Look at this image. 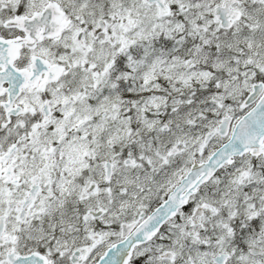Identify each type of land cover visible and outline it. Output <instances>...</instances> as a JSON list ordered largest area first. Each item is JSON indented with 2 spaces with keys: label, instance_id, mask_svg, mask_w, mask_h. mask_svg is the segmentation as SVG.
<instances>
[{
  "label": "snow or ice",
  "instance_id": "1",
  "mask_svg": "<svg viewBox=\"0 0 264 264\" xmlns=\"http://www.w3.org/2000/svg\"><path fill=\"white\" fill-rule=\"evenodd\" d=\"M0 264H264V0H0Z\"/></svg>",
  "mask_w": 264,
  "mask_h": 264
}]
</instances>
